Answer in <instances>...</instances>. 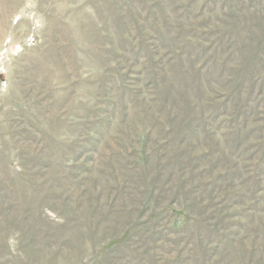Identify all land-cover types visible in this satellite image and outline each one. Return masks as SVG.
Wrapping results in <instances>:
<instances>
[{"label": "rangeland", "instance_id": "1", "mask_svg": "<svg viewBox=\"0 0 264 264\" xmlns=\"http://www.w3.org/2000/svg\"><path fill=\"white\" fill-rule=\"evenodd\" d=\"M0 264H264V0H0Z\"/></svg>", "mask_w": 264, "mask_h": 264}]
</instances>
